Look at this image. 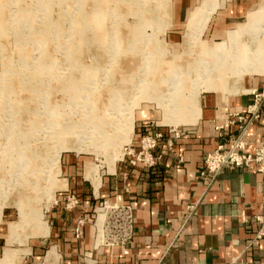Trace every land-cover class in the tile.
Here are the masks:
<instances>
[{
	"label": "rangeland",
	"instance_id": "1",
	"mask_svg": "<svg viewBox=\"0 0 264 264\" xmlns=\"http://www.w3.org/2000/svg\"><path fill=\"white\" fill-rule=\"evenodd\" d=\"M172 1L0 0V232L12 236L0 234V264H28L32 235H43L31 224L40 216L34 225L44 227L61 185V154L96 158L87 169L96 182L99 166L112 170L124 154L135 114L150 111L171 126L194 122L198 110L181 114H191L198 93L235 80L236 66L222 74L240 40L203 36L223 0L207 5L191 31L192 7L183 30H171ZM262 28L244 26L241 43ZM222 41L214 65L204 49Z\"/></svg>",
	"mask_w": 264,
	"mask_h": 264
},
{
	"label": "crops",
	"instance_id": "2",
	"mask_svg": "<svg viewBox=\"0 0 264 264\" xmlns=\"http://www.w3.org/2000/svg\"><path fill=\"white\" fill-rule=\"evenodd\" d=\"M197 1H172L171 30L182 28ZM253 23L264 26V0H223L203 36L221 39L225 32V40L246 47L242 29ZM167 40L176 46L174 35ZM226 85L198 93L194 122L171 126L158 124L159 114H135L130 144L112 170L99 166L96 182L87 171L96 158L61 154V185L42 221L45 233L32 235L23 253L28 264H264V235L256 238L264 230L256 219L264 214V172L224 166L202 173L205 156L218 145L228 149L238 139L251 152L264 141V105L253 106L254 92L264 98V74L245 73ZM154 132L162 134L152 150L155 164L133 163L141 138ZM71 195L78 201L73 206ZM125 209L131 227L116 235L114 213ZM39 220L31 224L34 233Z\"/></svg>",
	"mask_w": 264,
	"mask_h": 264
},
{
	"label": "built area",
	"instance_id": "3",
	"mask_svg": "<svg viewBox=\"0 0 264 264\" xmlns=\"http://www.w3.org/2000/svg\"><path fill=\"white\" fill-rule=\"evenodd\" d=\"M255 102L253 106H263L264 98L261 93L254 92ZM170 132H174L176 135L178 132L174 128L169 129ZM162 136L161 132H154L144 135L139 143V148L133 155V163L135 161H141L147 166L155 164L156 158L152 154V150L157 144L158 138ZM244 143L238 139L232 142V146L228 149L223 148L222 145H218L214 150L207 153L204 159L202 173L217 174L224 166L251 168L254 166L258 172H264V141L256 146L253 151H242ZM77 198L74 195L70 196L68 204L73 206L77 203ZM111 224L115 229L114 234L117 235L119 230H125L131 227V213L128 209L122 210V212L116 211ZM256 219L264 224V214L259 215ZM264 235V230L261 228L257 232L256 238H260ZM250 264V263H249Z\"/></svg>",
	"mask_w": 264,
	"mask_h": 264
},
{
	"label": "bare ground",
	"instance_id": "4",
	"mask_svg": "<svg viewBox=\"0 0 264 264\" xmlns=\"http://www.w3.org/2000/svg\"><path fill=\"white\" fill-rule=\"evenodd\" d=\"M215 4H217L216 0H198L197 4L194 5V7H192V9L190 11V14H189V17H188V25H187L188 26V30L191 31L194 28L195 23H197V22H199V20H201L202 13L206 9L207 5H210V8H213V7L216 6ZM204 20H205V18H204ZM77 29H81V27L77 28ZM263 31H264V29L262 28L261 31L259 32V34L257 33V34H255V36H253L251 38L250 43H248V45H247L248 47L244 48L243 46L239 45L241 47L237 48L238 50L236 49L237 50V54L233 53V59H234L233 64L234 65L230 66V65H226L225 64L224 65V69H223L222 77L226 73L225 71L230 70V67H234V66H236L235 67L236 69H233L232 72L233 73L235 72L234 75H233L234 78H235V80H234L235 82H238V80L241 79L242 75L245 74V73H248V72H251V73L252 72H258V73L264 74V44H263L264 40L263 39L260 40L261 39L260 36H261V33ZM228 34L230 35V33H228ZM224 35H226V33ZM206 44H207V46L205 47L204 52L207 53L209 51V53L206 54L207 57H205V58H208V55H210L211 58H213L212 61H213V64L215 65L213 54H216L217 52L221 53L222 52L221 49L224 48L223 46L225 45V42H223V41L222 42H210V43H206ZM206 80H208V83H210V79H206ZM83 90H85V89H83ZM190 109H191V114H181V116H184L183 118H187L188 116H191L190 118H192V117H194V115H196V114H193V113L198 110V99L197 98L193 99V102H192V105H191ZM175 110H173V111H175ZM186 110H188V109H186ZM103 210L104 209H101V208L99 209V211H100L99 212V218H98L99 219L98 220L99 223H101L102 219H103V212H101ZM43 229L45 230V227H42L40 229V231L37 230L36 233L44 234L45 232L43 231ZM7 240H9V235H7ZM7 251H8V249H5L2 261L4 259L6 260L7 258H9L10 255H9V253Z\"/></svg>",
	"mask_w": 264,
	"mask_h": 264
}]
</instances>
